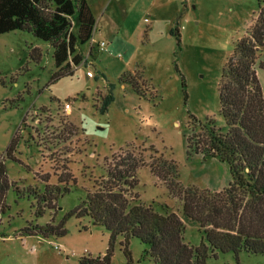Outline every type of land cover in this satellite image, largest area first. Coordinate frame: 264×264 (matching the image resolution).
<instances>
[{
  "label": "rangeland",
  "instance_id": "1",
  "mask_svg": "<svg viewBox=\"0 0 264 264\" xmlns=\"http://www.w3.org/2000/svg\"><path fill=\"white\" fill-rule=\"evenodd\" d=\"M87 1L97 26L94 40L77 48L84 61L73 66V75L52 80L57 66L49 42L26 30L0 34V161L11 182L0 216V264H79L84 255L106 254L111 232L105 226L66 215L116 163L144 158L133 194L179 215L182 201L151 171L153 156L173 159L185 187L217 191L232 180L227 162L189 152L187 136L194 147L211 122L227 131L220 78L256 20L258 2ZM260 59L264 63V46ZM256 73L264 93L259 63ZM15 136L13 159L6 150ZM57 187L61 193L49 208L42 197ZM61 222L62 234L26 232ZM184 237L192 245L203 241L194 223L185 225ZM123 239L114 241L110 264H155L143 256L148 245L138 238L130 240L129 261ZM207 264H264V254L216 251Z\"/></svg>",
  "mask_w": 264,
  "mask_h": 264
},
{
  "label": "trees",
  "instance_id": "2",
  "mask_svg": "<svg viewBox=\"0 0 264 264\" xmlns=\"http://www.w3.org/2000/svg\"><path fill=\"white\" fill-rule=\"evenodd\" d=\"M256 1L258 16L247 34L236 42L220 78V114L227 131L211 122L205 128L206 136L194 147L193 137L187 136L188 151L194 148L196 153L229 164V185L217 191L185 187L173 159L153 156L149 163L151 171L182 201L179 215L167 206L156 210L153 204L146 205L139 201L138 194H133L138 182L136 169L145 163L144 158L134 157L109 166L105 175L95 181V191L88 192L66 215L88 216L92 223L111 232L106 254L84 255L79 264H110L113 243L119 235L124 238L121 245L129 261L132 238L148 245L143 256L150 257L155 264H207L216 251L232 252L237 257L241 252L264 254V93L256 73L258 63L264 68L260 59L264 46V0ZM95 27L96 18L87 0H0V34L26 30L53 46L57 66L53 81L75 73L73 66L84 60L77 48L92 39ZM17 140L15 136L6 150V155L13 159ZM10 185L6 165L0 161V216L7 209ZM60 193L58 187L48 188L42 198L53 208ZM187 223L199 226L203 233L201 244L185 241ZM26 229L29 234L46 235L66 231L63 222Z\"/></svg>",
  "mask_w": 264,
  "mask_h": 264
},
{
  "label": "built area",
  "instance_id": "3",
  "mask_svg": "<svg viewBox=\"0 0 264 264\" xmlns=\"http://www.w3.org/2000/svg\"><path fill=\"white\" fill-rule=\"evenodd\" d=\"M105 45H106V43H105V42H102V46L104 47ZM66 107H70V104L67 103V104H66Z\"/></svg>",
  "mask_w": 264,
  "mask_h": 264
},
{
  "label": "crops",
  "instance_id": "4",
  "mask_svg": "<svg viewBox=\"0 0 264 264\" xmlns=\"http://www.w3.org/2000/svg\"><path fill=\"white\" fill-rule=\"evenodd\" d=\"M95 16V15H94ZM96 18V17H95ZM96 26H97V22H96ZM102 28H103V26H102ZM95 29H96V27H95ZM94 33H95V31H94ZM113 37H114V35H113ZM92 40H94V37H92ZM84 61V60H83Z\"/></svg>",
  "mask_w": 264,
  "mask_h": 264
}]
</instances>
